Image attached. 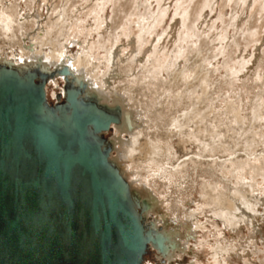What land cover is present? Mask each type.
<instances>
[{
  "label": "bare ground",
  "instance_id": "bare-ground-1",
  "mask_svg": "<svg viewBox=\"0 0 264 264\" xmlns=\"http://www.w3.org/2000/svg\"><path fill=\"white\" fill-rule=\"evenodd\" d=\"M4 1L0 0V64L21 70L38 67L44 73H51L52 76L46 84L48 97L51 86H58L60 81L72 82L76 87L83 83L85 91L89 95H94L99 103L107 104L110 108L116 106L120 108V122L112 124L111 128L114 135L111 138L113 152L110 159L119 167L134 195L147 197L155 212H159L163 207L168 208L172 218L179 222L178 228L170 226L166 221L170 227H165L162 231L154 225L156 233L165 237L166 249L163 253H158L156 247L151 248L158 255L167 258L164 260L166 264H173L172 259L186 252L191 237H196L200 230L206 234L201 244L204 246L206 243L211 244L215 262L228 264L230 252L225 243L228 240L224 239L226 234L213 215L221 210L222 216L218 217L225 225L230 224L234 228L232 230L237 231V226L253 221L256 216L254 208L258 206V200L264 202V189H253L249 192L235 188L234 197L231 198L227 192L224 193L225 187H221L219 181H208L202 184L201 198L195 199L192 195V201L196 204L195 210L188 211L181 206L183 200L180 196L189 195L194 182L192 174H188L189 169L191 171V168L198 167L194 171L199 173L201 168L202 174L211 177L213 172L206 171V168L211 167L212 161L209 159L212 157L211 154L227 150L226 147H234L232 144L224 147L215 123L211 127H205L210 116L218 120L219 112L208 108L212 64L203 61L205 57L203 56V62L198 60L195 66H191L192 68L187 65L191 60V57H188L189 53L192 51L187 47L192 48L200 37L196 31V26H199L200 22H197L194 28L185 27L187 15H191L188 11L189 6L180 11L182 20L178 26L186 29L182 31L185 38L178 43V47L175 46L177 49L155 47L158 37L156 40L153 38L150 40L144 33L146 28L154 29L158 23L155 21L158 19L155 21L151 19L150 22L145 19L148 22L144 24V16L137 20L129 18L122 27L118 23L112 26L109 21L111 24L109 33L114 31L116 34L112 36L114 41L109 40L110 45L104 48V40H101V37L104 38L106 28H109L106 24L107 19L101 14V10L105 9H103L105 3L99 5L95 2L89 8L80 5L73 9L65 3L60 5L61 1L55 4L56 0H44L43 3H46L44 5H47L44 11V7L40 8L42 5L36 6L38 5L36 0H24L26 9L23 8L22 0L9 1L6 6ZM227 1L231 3L233 0ZM236 1L251 12L260 0ZM217 2L218 0H207L208 6ZM28 3L33 4L34 8L29 7ZM165 12H161L160 17ZM90 17L92 22L88 21ZM132 23L139 25L135 40L130 38ZM94 33L99 36L98 40L93 37ZM144 38L148 45L147 49L142 45ZM227 40L225 38L221 49L226 48ZM219 42L223 43L222 40ZM74 45H78L76 52L71 49ZM199 47L201 49V46ZM100 50L105 53L101 54ZM253 57L254 55L249 60L246 58L247 64L254 62ZM244 62L245 60L241 59L239 67L235 65L229 68L232 82L240 80L243 69L247 70L248 67H241ZM63 68L68 70L67 75L61 73ZM141 89L145 90L143 91L146 99L144 102L139 100L136 103L137 93ZM53 95H56L55 90ZM62 95L64 98L65 89ZM227 104L235 120L244 123L246 116L241 114L243 109L235 107L234 101ZM259 111L260 108L256 111L255 117L260 116L257 114ZM176 137L180 138L179 149L173 151L175 148L173 140ZM186 144L194 147L190 151H184L185 153L180 156L181 149L186 150L188 146ZM249 158L251 156H246L245 160H242L243 173H239V181L248 177L245 174V166L253 171L261 169L257 165L264 163V152L256 157L254 163H250ZM227 173L228 170L225 169L224 174ZM239 199L245 202L242 203L245 206H242ZM144 203L143 212L149 210L148 204L145 201ZM205 206H211L213 209ZM201 216H204V221ZM143 217L145 219L146 214H143ZM182 226L184 228H181ZM209 234L216 239V245L213 243L212 246ZM240 254L243 255L242 251ZM193 263L197 264L196 261Z\"/></svg>",
  "mask_w": 264,
  "mask_h": 264
},
{
  "label": "water",
  "instance_id": "water-1",
  "mask_svg": "<svg viewBox=\"0 0 264 264\" xmlns=\"http://www.w3.org/2000/svg\"><path fill=\"white\" fill-rule=\"evenodd\" d=\"M50 76L0 64V264H144L165 237L110 159L120 108L72 82L49 102Z\"/></svg>",
  "mask_w": 264,
  "mask_h": 264
},
{
  "label": "rangeland",
  "instance_id": "rangeland-1",
  "mask_svg": "<svg viewBox=\"0 0 264 264\" xmlns=\"http://www.w3.org/2000/svg\"><path fill=\"white\" fill-rule=\"evenodd\" d=\"M9 1L15 0H5L4 5L6 6ZM40 1L41 0H36V3L38 4L36 6L40 7L42 5L40 8L44 7V11H46L47 5H44L46 3H43L44 0ZM56 2H60V5L64 3L66 5L68 4L67 6H71L73 9L80 5H84L86 8H89L95 2H98L99 5H104L105 3V7L102 6L103 9H105L101 10V14H103V18L107 19L108 22H106V24L109 25V28H106L107 30L105 29L106 34L104 38L101 37V40H104V48L110 45L109 40H112V42L114 41V37L112 36L116 34L114 31L110 32L111 34L109 33L110 25L112 24V26H116L118 23V25L122 27V25H124L129 18L137 20L141 16H144V24L148 22L147 20L150 22L151 19L155 21L157 18L158 21H155L156 23L158 22L156 27L152 30L150 28H146L147 30L144 35H146V38H149L150 40L152 38L156 40L158 37V40L155 41L157 46H155V44L153 45L158 48L162 46L161 49H177L176 47H178V43L185 38L184 32H182L186 29L185 27L194 28L197 22H200L198 24L199 26H196V31L200 36L199 40L192 48L189 46L187 47V49H192L188 56L189 58L191 57V60L187 62V65L189 67L195 66L198 60H200V62L205 60L206 62H210L212 64L210 66L212 85L211 92L209 93L210 100H208V108L212 109V111H215L216 113L219 112V116L218 120H215L212 116H210V120L206 122L207 125H205V127H211V125L215 123L217 125V129L220 131L219 138L222 140L224 147L228 144H232L234 147H226L227 150L224 149L211 154L212 157L209 158L210 161H212L210 164L211 167L206 168V171L213 172V177L202 174L200 172L201 168H199V173L194 171L195 168L198 167H193L194 169L191 168V171L189 169L188 174H192L194 182L192 183V189L189 190V195L180 196L183 200L181 206L187 208L188 211L195 210L196 204L192 201V195L195 196V199L201 198L202 184H206L208 181H219L221 183L220 186L225 187V189H223L224 193L227 192L231 198L234 197L235 188H241L242 191L248 190L249 192H252L253 189H264V163L257 165L261 168L255 169L256 171L258 170L257 172L250 170L245 166V174L248 177H245L242 181L238 180L239 173H243L241 168V166H243L242 160H245L246 156H251L249 161L250 163H254L257 160L256 157L264 152L263 0L258 1V3L254 5L251 12L245 9V6L240 5L238 3L239 1L236 0H233L231 3H228L227 0H218L217 4H213L211 6H208L207 0H192L191 2L190 0H56L55 4H57ZM21 3L23 8L26 9L27 6L24 4V0H22ZM29 3V7L32 6L31 8L33 9L34 5H30ZM53 5L54 4H52V6ZM187 6H189L188 11L191 15H187V18L185 17L188 20L185 19L186 26L184 29L182 28V30L178 26L180 25L179 21L182 20L180 17V11L187 8ZM163 11L166 12L162 17H160L161 12ZM149 14H152L153 16L151 17ZM159 18L161 21H159ZM83 19L87 18L83 17ZM88 21L92 22V17L88 18ZM109 21H111V24ZM138 26L139 25L135 23L130 25L132 30L130 38L132 37L133 40L137 38L139 32ZM97 36V33H94L93 37L95 40L99 39V36ZM225 38L228 39L226 41L228 44L225 49H221ZM177 40L178 42H176ZM220 40H222L223 43H220ZM143 41L142 45L144 46V49H147L148 45L145 43V38ZM157 41H159V43ZM120 46L121 45H119V47ZM198 46H201V49L200 47L198 48ZM77 48L78 45L71 47L74 52H76ZM100 53L104 54L105 52L100 50ZM253 55L254 57L252 59L254 62L252 64H247L246 58L249 60ZM203 56H205L204 59ZM241 59L245 60L244 65L242 63L241 67L248 68L247 70L244 68L240 80H235L233 83L229 74V68H233L235 65L239 67L241 65ZM65 82L66 81H60L58 86H51L49 92L50 97H48L49 102L57 103L64 100L62 91L63 89H66L68 85L67 82ZM214 86H216L215 89ZM54 90L56 91L55 96L53 95ZM143 90L144 89H141L137 93V99L135 100L136 103L139 100L144 102L146 99V96H144L145 90ZM233 101L235 107L243 109L241 114L246 116L244 123L237 122L233 113L228 110L227 103ZM131 103L133 102H130V104ZM138 105L140 106V104ZM259 108L261 111L257 114L260 116L255 117V113ZM113 135L114 131L112 129L110 132L104 134V136L110 140ZM219 138L217 137V140ZM179 139V137L174 138L173 142L175 148L173 151L179 149ZM186 145H188L186 150H184V148L181 149V153H179L180 156L185 153L184 151H190L194 147L193 145ZM195 150L197 151V149ZM225 169L228 170L227 174H224ZM136 196L140 197V200L143 202L145 201L148 204L149 210L143 212L142 214H146L145 221L149 226L154 228L155 225L159 228V231H162L169 225L179 228V222L172 218V213L168 208L163 207L159 212H155L150 206L151 201L147 197H141L138 194H136ZM172 196L175 197V195ZM239 201L241 202L242 200L239 199ZM242 203L245 202L242 201L241 204ZM167 205L168 204L166 203V206ZM242 206L245 205L242 204ZM205 207L211 210L213 209L211 206ZM254 211L256 216L253 218V221L241 224L239 227L237 226V231L232 230L234 228L231 227L230 224H226V226L219 218L222 216L221 210H218L213 215L216 216L215 221H217L226 234L224 239L228 240L225 242L227 249L230 252L228 254V259L230 261L228 264H264V202H262V200H258V206L254 208ZM201 219L204 221V216H201ZM166 221L169 222L168 226ZM181 221L183 222L182 219ZM181 228L184 227L182 226ZM204 238H206L205 232L199 230V234L196 235V237H191V241L188 249H186V252L182 255H178L177 258L175 257L172 259L173 264H194V261H196L197 264H217L213 257L210 246L211 244L206 243L205 246L201 244V241H203ZM209 238L212 240L211 243L213 246L216 239L213 238L211 234H209ZM241 251L243 255L240 254ZM164 260H167V258L162 255H158L157 252L151 248L145 257L144 264H166L167 262ZM218 264L224 263L220 262Z\"/></svg>",
  "mask_w": 264,
  "mask_h": 264
}]
</instances>
